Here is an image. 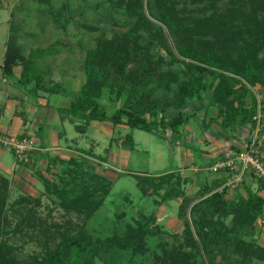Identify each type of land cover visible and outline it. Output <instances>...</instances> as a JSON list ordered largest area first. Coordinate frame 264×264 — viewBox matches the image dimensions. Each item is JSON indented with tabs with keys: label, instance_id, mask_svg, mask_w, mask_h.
I'll return each mask as SVG.
<instances>
[{
	"label": "rangeland",
	"instance_id": "1",
	"mask_svg": "<svg viewBox=\"0 0 264 264\" xmlns=\"http://www.w3.org/2000/svg\"><path fill=\"white\" fill-rule=\"evenodd\" d=\"M10 1L9 39L19 47L21 54L34 58L35 68L43 71L42 81L48 83L58 79V91H64L69 96L82 80L83 54L94 46L95 39L101 35L111 37L125 32L135 24L134 17L125 14L122 5L115 0ZM166 3L171 7V13L183 24L193 25L188 30H181L178 40H174L166 28H162L161 35L154 29L136 27L134 30L139 49L147 50L150 60L157 61L160 70L172 74L173 80L166 88L177 89L188 78L183 65L170 59L168 51L182 57L176 42L197 52L209 50L208 47L210 51L220 54L230 67H234L240 64L241 57L257 39V32H260L262 42L256 57L258 60L264 57V0H167ZM6 15V9L0 7V29ZM150 19L155 26L159 24L155 19ZM256 80L252 89L257 105L264 106V77ZM107 90V87L101 89L98 101L110 114L120 104L122 97L109 99ZM201 96L206 103V93ZM198 105V101L188 99L182 107L183 112H190ZM172 112L168 109L164 112L165 117L171 116ZM209 112H215V106H210ZM117 129L122 135L129 131L133 144L130 155L121 164H115V171L107 166L105 175L99 158H74L80 167V171L76 170L80 175L74 185L75 192L80 191L79 187L100 186L91 198L98 202L92 211L83 206L63 207L56 193V185L61 186L64 179L67 182L66 175L60 177V174H53L47 168V171L43 170L44 173L42 168H38L37 172L36 161L28 164L21 162L22 165L17 161L12 165L14 153L12 156L8 148L2 150L0 242L6 245L8 255L17 264L40 259L64 236L85 234L101 238L113 233L121 234L136 225H142L147 230L138 248L101 252L92 258L91 264H165L162 261L165 250L172 249L175 255L180 256L190 251L185 244L182 220L176 215L181 202L177 193L189 195L190 206L198 198L197 190L190 188L185 180L174 186L173 175L160 182L155 180L154 187L137 181L135 175L161 174L174 168L178 159L171 156L164 139L156 133ZM97 143L100 148L103 141ZM189 148L196 160V150ZM39 175L44 176L47 182H42L43 177ZM104 187L107 188L106 193L102 191ZM224 190V197L233 202L238 200V196L245 195V192L240 194L234 189ZM233 215L214 214L213 219L229 228ZM252 225L254 229L251 232L240 236L244 240L252 237L254 241L249 260L244 262L261 264L262 258L258 257L264 254V221L255 219ZM198 249L197 253L203 256L200 247ZM239 258V253L231 252L227 264H240ZM0 264H3L2 259Z\"/></svg>",
	"mask_w": 264,
	"mask_h": 264
},
{
	"label": "trees",
	"instance_id": "2",
	"mask_svg": "<svg viewBox=\"0 0 264 264\" xmlns=\"http://www.w3.org/2000/svg\"><path fill=\"white\" fill-rule=\"evenodd\" d=\"M115 1L122 5L125 14L134 17L135 24L130 30L111 37L99 36L95 39L94 46L84 51L83 79L70 98L67 109L69 114L82 119L84 125L90 120H106L112 125L123 124L129 129L156 133L166 140L167 132L179 137L181 124L197 110L208 112L210 106H215L214 119L220 118L222 126L247 122L253 128L255 124L253 116L257 111L260 122L264 124V106L257 105L252 89L257 83L256 79L264 77V57L259 60L256 57V51L262 42L260 32H257V39L241 57L240 64L234 67H230L220 54L210 51L208 47L206 48L209 50L197 52L176 42L178 53L182 57H176L171 51H168L169 56L171 60L183 65L188 78L177 89L170 90L165 86L173 80L172 74L160 70L157 61L150 60L147 50L139 49L134 30L136 27L154 29L161 35L162 28H166L171 37L178 40L179 32L188 30L193 25L183 24L174 16L171 7L166 3L167 0ZM150 18L159 24L155 26ZM32 58L30 55L21 54L19 47L8 38L1 65L3 75L8 76L12 66L20 64L21 84L34 82L37 89L47 92L58 91V82L49 86L41 83L43 74L33 67ZM104 87L108 88L109 99L122 97L120 104L110 114L106 112L104 104L98 101ZM202 93L207 95L206 103L202 100ZM188 99L198 101L199 105L190 111L191 113H184L182 107ZM168 109L173 112L171 116L165 117L164 112ZM208 119V123L214 121L211 117ZM123 141L131 143L130 133L124 135ZM261 150L264 154V143ZM28 161L29 155L24 162ZM68 163L70 166L61 172L60 177L66 175L69 182L64 179L61 181L62 187L56 185L57 196L65 208L83 206L92 211L98 202L91 198L100 186L92 184L88 187H79L80 191L75 192L74 185L80 175L76 170L80 171V167L74 159H69ZM172 175L174 186L184 180L177 171L135 176L137 181L154 187L155 180L160 182ZM257 182L264 187V182L261 180ZM106 184L109 185V182ZM213 188L210 184L200 186L196 193L198 198L190 206V196L177 193L181 197V202L176 215L182 220L185 244L190 251L180 256L175 255L172 249L165 250V259L162 260L165 264H204L205 261L206 264H227L231 252L239 253L240 264H245L244 261L249 260L254 241L252 237L244 240L240 236L254 229L252 222L264 211V198L246 185L245 195L238 196V200L233 202L224 197L226 189L224 186L219 189ZM106 190L104 187L102 191L106 193ZM228 213L235 214L231 218L233 222L231 221L229 228L221 226V223L213 219L214 214ZM145 233L147 230L142 225H136L121 234L113 233L101 238L85 234L64 236L40 259L26 264H91L92 258L101 252L138 248ZM198 247L202 250L203 256L197 253ZM258 258H262L261 264H264V254ZM0 259L3 260V264H17L16 260L8 255L6 245L1 242Z\"/></svg>",
	"mask_w": 264,
	"mask_h": 264
},
{
	"label": "crops",
	"instance_id": "3",
	"mask_svg": "<svg viewBox=\"0 0 264 264\" xmlns=\"http://www.w3.org/2000/svg\"><path fill=\"white\" fill-rule=\"evenodd\" d=\"M2 1L0 0V7L6 9L7 15L2 19L0 29V135L31 138L33 150L29 154V161L25 164L36 161L35 170L37 172L41 168L42 172L47 168L53 174L61 175V172L70 166L69 159L89 156L102 161L100 167L104 169L106 175L107 166L110 169L116 167L117 164H121L122 160H125L126 156L130 155L129 150L132 149L133 144L132 135L129 131L124 133V135L126 133L131 135V143L127 144L123 141L124 135L118 133L117 129L129 128L123 124L112 125L106 120H90L84 125L82 119L67 112L71 96L64 91L47 92L35 88L34 82L21 84L19 82L20 64H14L10 74L4 76L1 65L6 41L11 34V1ZM33 60L34 58H32V65L35 68ZM40 72L43 73V71ZM42 80L41 83L44 86L58 82L56 81L58 79H53L48 83ZM79 86L72 91H77ZM215 115L216 112L197 110L181 124L179 137L167 132V140L164 139L172 153L171 156L176 157L178 163L174 165V168L163 173L177 171L194 191L200 186L209 184L214 187L213 189L223 186L225 172L213 173L209 171V165L222 158L226 150L242 149L252 131L247 122H235L222 126L220 118L214 119ZM210 117L214 121L208 123ZM98 141H103L100 148ZM189 147L196 150V160ZM3 149L6 148L0 146V154ZM9 150L13 156L12 150ZM16 162L13 156L12 165ZM111 170L115 171L114 168ZM50 175L53 176L51 173ZM39 176L43 177L42 182L46 180L44 176ZM259 183L244 180L233 189L243 194L244 187L247 185L264 198V187Z\"/></svg>",
	"mask_w": 264,
	"mask_h": 264
},
{
	"label": "built area",
	"instance_id": "4",
	"mask_svg": "<svg viewBox=\"0 0 264 264\" xmlns=\"http://www.w3.org/2000/svg\"><path fill=\"white\" fill-rule=\"evenodd\" d=\"M253 119L255 124L244 147L240 150H226L222 158L208 167L213 173L225 172L222 184L225 188L233 189L244 180L264 182V154L261 150L264 143V124L260 122L258 111ZM0 146L11 149L19 162L27 161L29 151L33 149L31 138L8 135H0ZM263 212L257 220L264 221Z\"/></svg>",
	"mask_w": 264,
	"mask_h": 264
}]
</instances>
